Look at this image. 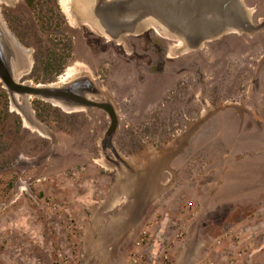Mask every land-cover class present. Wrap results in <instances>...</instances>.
I'll use <instances>...</instances> for the list:
<instances>
[{"label":"rangeland","instance_id":"1","mask_svg":"<svg viewBox=\"0 0 264 264\" xmlns=\"http://www.w3.org/2000/svg\"><path fill=\"white\" fill-rule=\"evenodd\" d=\"M244 1L262 22L264 0ZM72 4L0 0L16 76L80 64L116 106L119 156L106 111L0 80V264H264V29L199 49L151 24L117 40Z\"/></svg>","mask_w":264,"mask_h":264},{"label":"water","instance_id":"2","mask_svg":"<svg viewBox=\"0 0 264 264\" xmlns=\"http://www.w3.org/2000/svg\"><path fill=\"white\" fill-rule=\"evenodd\" d=\"M73 7V4H72ZM83 19L92 20L102 32L121 40L127 33L143 32L157 24L187 49H199L211 39L230 31L255 34L264 29V20L255 23L244 0H95ZM19 49L0 18V80L10 96H36L71 108L102 109L110 125L102 140L104 151L112 149L120 118L111 100H96L100 89L89 74L71 78L67 83L32 85L17 79ZM25 114V113H24ZM31 122V117L25 115Z\"/></svg>","mask_w":264,"mask_h":264},{"label":"bare ground","instance_id":"3","mask_svg":"<svg viewBox=\"0 0 264 264\" xmlns=\"http://www.w3.org/2000/svg\"><path fill=\"white\" fill-rule=\"evenodd\" d=\"M67 1V0H66ZM92 2H95V0H73V6L75 9V11H80V13L84 16L86 15V10H88L89 6L92 4ZM64 8L66 9V11L68 12V7L66 6V2L64 3ZM252 11V10H251ZM70 13V12H68ZM72 17V16H71ZM73 18V17H72ZM152 26H158L157 24H151ZM150 26V24L148 25ZM161 30H159L161 33L164 32L163 34H166L167 36H170V37H173L171 36L169 33H167L165 30H163L160 26H158ZM9 31V30H8ZM10 32V31H9ZM11 34V33H10ZM106 34V33H105ZM108 35V34H106ZM109 36V35H108ZM125 36V35H124ZM11 37L12 39L14 40L15 44L17 45L18 49L22 52L24 49L21 47V45L17 42V40L12 36L11 34ZM111 37V36H110ZM174 38V37H173ZM179 40V39H178ZM182 41V40H180ZM184 43V42H183ZM23 53H25V51H23ZM26 54V53H25ZM22 55V54H21ZM28 55V53H27ZM22 56H25L24 54ZM29 56V55H28ZM82 66L80 64L78 65H75V66H72L68 72H67V75L65 76V78L63 79V82H54V84H57V85H61V84H65L67 83L71 78H73V76L76 74V72H79L82 70ZM19 71L16 70V74H18ZM76 76V75H75ZM28 83V82H27ZM30 84V82H29ZM31 97V96H30ZM61 104V103H59ZM63 106H65L64 104H61ZM68 107V106H66ZM68 108H71V107H68ZM71 109H75V108H71ZM78 109V108H77Z\"/></svg>","mask_w":264,"mask_h":264},{"label":"trees","instance_id":"4","mask_svg":"<svg viewBox=\"0 0 264 264\" xmlns=\"http://www.w3.org/2000/svg\"><path fill=\"white\" fill-rule=\"evenodd\" d=\"M33 0H29L30 3H32ZM57 60L55 62H52L51 65L48 66L49 67H54L51 70H48V72H53L54 70L56 71V73H59V71H61V67H62V62L60 60V58H56ZM56 67V68H55Z\"/></svg>","mask_w":264,"mask_h":264},{"label":"flooded vegetation","instance_id":"5","mask_svg":"<svg viewBox=\"0 0 264 264\" xmlns=\"http://www.w3.org/2000/svg\"><path fill=\"white\" fill-rule=\"evenodd\" d=\"M9 1H12V0H9ZM27 1H28V3H29V0H27ZM73 7H74V6H73ZM74 10H75V9H74ZM77 16H78L79 18H81V19H82V17H81V16H82V14H81V15H79V14H78ZM77 16H76V17H77ZM10 17H12V16H11V15H9V18H10ZM10 20H11V19H10ZM84 20H86V21H82V24H84V23H91V22H89V21H88V19H85V17H84ZM49 84H50V83H49Z\"/></svg>","mask_w":264,"mask_h":264}]
</instances>
